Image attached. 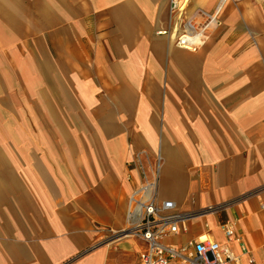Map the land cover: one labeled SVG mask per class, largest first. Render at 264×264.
Segmentation results:
<instances>
[{
	"label": "crops",
	"instance_id": "crops-1",
	"mask_svg": "<svg viewBox=\"0 0 264 264\" xmlns=\"http://www.w3.org/2000/svg\"><path fill=\"white\" fill-rule=\"evenodd\" d=\"M181 1L188 16L222 2ZM167 15L168 0H0V264H139L143 242L118 233L157 157L156 198L182 217L161 243L264 264V0H226L197 54L156 37ZM81 81L100 104L85 151ZM20 110L40 165L18 164Z\"/></svg>",
	"mask_w": 264,
	"mask_h": 264
},
{
	"label": "built area",
	"instance_id": "built-area-1",
	"mask_svg": "<svg viewBox=\"0 0 264 264\" xmlns=\"http://www.w3.org/2000/svg\"><path fill=\"white\" fill-rule=\"evenodd\" d=\"M220 6L212 14L197 12L186 14V4L181 0H168L166 26L155 32L174 48L197 54L208 42L212 32L221 25ZM235 1V0H234ZM150 178L134 190L128 200L126 214L127 229L118 233L121 238L133 237L145 245L140 253L139 264H239L237 256L227 245H221L207 238H198L180 246H166L161 240L175 235L182 217L171 201H158L155 195L158 165ZM222 230L228 241L241 242L231 225ZM245 251L244 248H242Z\"/></svg>",
	"mask_w": 264,
	"mask_h": 264
},
{
	"label": "rangeland",
	"instance_id": "rangeland-1",
	"mask_svg": "<svg viewBox=\"0 0 264 264\" xmlns=\"http://www.w3.org/2000/svg\"><path fill=\"white\" fill-rule=\"evenodd\" d=\"M22 68V65H21ZM23 73V72H22ZM24 80H21V84L24 86ZM18 85V86H19ZM81 87H82V95H81V119H82V125L80 127L81 134L80 138H82L81 142V150L85 151L87 150V144L84 142V138H89L90 135L94 134L95 132L99 134V126L95 125V119L93 118L92 111L96 108L97 111L100 110V104L96 103L94 101V97L90 96L87 94L88 86L84 84L81 81ZM98 99L100 97L104 98L105 96L103 95H97ZM115 105V103H114ZM112 106V104H110ZM99 112V111H98ZM38 117L40 116V112H36ZM18 116V128H17V135H16V140H17V155H18V164L20 166H28V165H33L34 163H37L40 165L41 160L40 159H31L29 157L25 158L27 155H25V151H30L31 147L28 143L25 142V138H28V134L30 131V127L28 124H26V119L24 117V111L20 110L17 112ZM35 117V116H34ZM28 122V121H27ZM97 123V122H96ZM41 127L39 125L33 126V135L34 138L37 136L38 133H40ZM45 131H47L46 134L51 135V134H58L60 136H65V138H70V134L73 133L71 132V128L64 127V128H57L54 126H44ZM63 129V132H62ZM25 130L27 131V137L25 134ZM106 264H123L116 259V256L113 254H110L107 260ZM126 264H135L132 259H130Z\"/></svg>",
	"mask_w": 264,
	"mask_h": 264
}]
</instances>
